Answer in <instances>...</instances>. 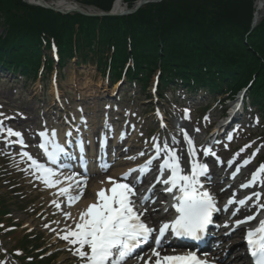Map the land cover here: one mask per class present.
I'll list each match as a JSON object with an SVG mask.
<instances>
[{"label": "trees", "instance_id": "trees-1", "mask_svg": "<svg viewBox=\"0 0 264 264\" xmlns=\"http://www.w3.org/2000/svg\"><path fill=\"white\" fill-rule=\"evenodd\" d=\"M50 1V0H47ZM110 12L115 0H75ZM139 0H124L133 9ZM257 0H163L125 16L63 15L24 0H0V66L29 81L49 77L57 47L61 71L77 58L96 63L111 82L125 74L143 91L159 75V92L179 84L208 94L235 93L250 85L254 106L264 118V15L254 27ZM131 64V65H130ZM126 70V72H125ZM0 199V224L12 226ZM17 246L29 264L40 259L28 235L17 234Z\"/></svg>", "mask_w": 264, "mask_h": 264}, {"label": "rangeland", "instance_id": "rangeland-1", "mask_svg": "<svg viewBox=\"0 0 264 264\" xmlns=\"http://www.w3.org/2000/svg\"><path fill=\"white\" fill-rule=\"evenodd\" d=\"M76 3L89 13H97L96 8L92 6ZM263 15L264 9L259 19H262ZM2 34L3 31L0 28V36ZM54 70H57L58 78L59 93L57 95L53 92L52 85H47L49 83L47 80L42 84L40 78L33 83L25 81L19 72L14 75L0 74V113L3 114L0 120H3L5 126L15 131L22 134L26 132L28 139L33 141L32 148L36 150L38 156L40 152L36 146L41 141L39 133L46 131L51 134L55 131L62 137L67 136L69 130L76 135L78 134L76 130H81L79 123L82 117H86L92 132L96 127L105 124V120L108 121L110 128L113 129L112 134L108 135L109 143L121 136L119 142L122 145L134 144L141 148L133 150L140 156L150 149L147 140L148 131L157 127L160 130L155 134V139L161 140L163 146L167 145L171 149L173 148L170 145L173 142L178 143L184 152L186 148L184 143L182 144L184 141L182 127L186 125V128L195 134L194 150L200 155L205 146V134L217 121L220 112L219 107L214 108L211 113H207L202 118V111L199 108L206 107L209 102L212 105L213 102L210 95H207L209 99L204 97L206 96L204 90L196 92L194 89H189L185 92L180 85L179 88L167 89L165 97L160 100L157 93H151V90L146 93L147 96L144 95L140 84L134 82L110 86L109 80L101 75L96 63L89 59L84 63L81 62L80 65L75 60L71 61L61 72L55 65ZM56 72L52 73V79ZM151 85V87L157 85V77ZM149 95L154 96V99L146 100ZM200 97H203V105ZM192 98L197 100L191 102ZM187 104L191 107H187ZM155 108H159L163 113L162 118L154 112ZM258 115V110L252 106L247 108L244 122L241 125L238 124L240 129L234 136L232 144L213 149L214 152L220 149L218 154L223 156L226 165L232 159L239 158L240 162L242 159L250 158L257 150L261 152L260 162H264V120ZM116 118H121V121H114ZM177 124L180 127H176ZM229 133L231 137L233 131ZM94 141H100L98 129L96 133L94 132ZM11 143L6 142L5 137H0V196L9 205L11 219L17 226L16 231L24 230L30 238L38 237L37 242L42 247L38 251L48 250V255L55 254L57 256L55 264H84L78 261L79 258L74 254L75 249H72V245L60 240L65 234L62 230L76 226L71 221L62 222L63 219H69L65 213L73 212L65 203H68L66 197L58 196L55 189L46 186L42 178L38 179L34 167L26 163L24 159H15L17 155H21V152L11 147ZM123 158L120 157L109 171H124L127 165L123 163ZM40 162L46 163L44 160ZM224 168L221 171L230 175V172ZM257 168L260 167L257 166V161H254V166L248 169L246 174L251 175L250 171ZM105 173L90 177H102ZM76 191L77 189L73 186L72 194L75 195ZM257 192L263 194L264 187ZM228 195L230 194L223 195L220 199L224 202ZM54 201L59 203L61 208H57ZM80 202L81 199L76 202V207ZM71 229L74 230L75 227ZM6 232H0V239H2L0 264H20L8 255L7 251L13 253L15 247H13L14 241ZM244 255V252L238 249L236 254L232 253L228 256L227 263L244 264L242 260L235 261L236 256Z\"/></svg>", "mask_w": 264, "mask_h": 264}, {"label": "snow or ice", "instance_id": "snow-or-ice-1", "mask_svg": "<svg viewBox=\"0 0 264 264\" xmlns=\"http://www.w3.org/2000/svg\"><path fill=\"white\" fill-rule=\"evenodd\" d=\"M2 115L0 113V116ZM39 135L41 137L39 147L44 150L51 163H57L61 155H69L66 148L54 139L56 137L55 131L51 134L45 131L39 133ZM68 135L70 136L71 133H68ZM0 137H5L6 142H13L10 138L16 137V142L26 147L23 134L5 126L3 120H0ZM188 144L191 150L190 154L194 158L189 174H184L179 163L180 158L176 152L168 149L167 145L164 146L167 159L161 165V169L169 170L170 176L167 179H162V182L170 185L167 189L169 192L177 188L179 190V194L174 197L177 202L173 205L176 213H178L176 218L171 223H163L158 230L149 226L142 219L147 210L140 212L136 209V201L132 199L136 195V190L133 185L126 182L128 175L126 174L121 178L125 182H117L109 177L108 182L113 187L102 189L96 194L98 202L91 204L80 214L79 223H76L74 230L71 228L62 230L65 234L61 236V239L75 247L74 254L84 261V264H126V261L133 256L137 248L149 243L152 246L148 259L144 260L143 256H136L144 264H206V261L198 259L193 251L182 255L162 254L167 243L164 237L169 230L177 238L199 241L209 225L213 223V214L218 211L214 197L208 191L202 190L204 185L201 177L207 179L208 165L200 164L195 159L194 144L190 138H188ZM49 145L51 150H49ZM154 147L157 154L155 158H158L161 147L159 144H154ZM206 151L215 155L210 148ZM23 156L31 161L37 173V178H42L46 186L56 187L64 181L70 182L67 187L60 189V194L66 197L69 207L83 198L88 183L86 168L83 176L74 172L62 180H57L55 177L60 173L54 168L39 163L27 152H24ZM248 162L250 161H246L245 164ZM150 165L151 160L148 161L147 166L150 168ZM131 171H142V169L130 170L129 174ZM262 174H264V165H261L257 172L253 173L249 184L243 185V187L255 186L257 178ZM73 182L77 189L75 195L72 194ZM107 192H110V195L106 194ZM254 195L259 197L261 194L254 193ZM251 198L248 197L239 201L233 198L229 203H238L244 206L247 199ZM54 203L57 208H61L59 203L55 201ZM65 216L70 218L71 214L65 213ZM253 219H255L254 216H249L244 220H238L236 226L239 227V225ZM225 227H228V225H225ZM153 233H155V237H153ZM246 244L254 264H264V220L259 222L256 229L247 231Z\"/></svg>", "mask_w": 264, "mask_h": 264}, {"label": "bare ground", "instance_id": "bare-ground-1", "mask_svg": "<svg viewBox=\"0 0 264 264\" xmlns=\"http://www.w3.org/2000/svg\"><path fill=\"white\" fill-rule=\"evenodd\" d=\"M61 7L62 8H67V7H69V5H67L65 3H62L61 4ZM123 7H124L123 6V0H116L115 6H114L115 11H119ZM262 10L263 9L259 7V9L257 10V13H256L257 14V18L260 16V12ZM189 134L192 135V136L194 135L193 132H189ZM11 138H12V140L14 141V143L16 145L20 144V143L16 142L17 141V138L16 137H11ZM55 140H57L58 142H60L61 141V138L58 137V138H55ZM49 150H51V146L50 145H49ZM175 152L179 156V158L181 159L182 163L185 165V163H187V158H186L184 152L182 150H180V149L176 150ZM163 153L166 156L165 151ZM234 161H236V160H234ZM234 161L232 163H234ZM230 164H228V165L230 166ZM63 166H66V164L58 163L57 166L56 165L53 166V168L58 173H60V175H58L57 177H55V179L62 180L64 177H66V176H64L66 174L61 175V172L63 171ZM106 176L111 177L113 180H116L117 182H121V178L124 177L122 174H120L118 172H115V173H107ZM60 178H62V179H60ZM96 178L99 179L98 177H96ZM96 178L93 177L90 180H87L89 182V185H88V190H86L84 192V195H83V199L84 200H82L80 202V204L78 205V207H71V209L73 210V212H72V214H71V216H70L69 219H65V220L63 219L62 220L63 223L66 222V221H71L72 223H75V224L76 223H79V216H80V214L83 211H85L91 204H94V203H97L98 202L97 201V195L96 194L100 190H102V189H110V188H108V185L105 182H103V183L102 182H98ZM226 180L231 181V183H232L231 186L236 185L238 183V180L237 179L232 180L230 177H228ZM96 181H97V183H96ZM93 182H95V183H93ZM69 183H70L69 181H64V183L58 184L56 187H52V188L56 190L58 196H62L60 194V189L63 188V187H67ZM217 184H218L217 181H212V185L213 186H215ZM259 184H261V186L264 185V180L262 182H259L258 185ZM89 188H91V190ZM224 193L225 192H223L222 195ZM106 194L110 195V192H107ZM132 199L136 201V204L141 202L139 195H137L136 197H132ZM229 199H231V197H229L228 200ZM160 201H161V199H158L155 202H158L159 203ZM152 204H154V202H152ZM254 205H256V204H251V205H248L247 207H245L241 211V214L243 215V214H247L248 212H250L252 209H254V207H255ZM154 207H155V204L152 205V206H149V211L147 212V214L145 215L144 218L146 219L147 222H151L152 223L151 224L152 226H157L158 225V221H159V217H160V213H159L160 211L155 210V209H154V211H151L152 208H154ZM244 234H245V231L244 230H238V231L232 233V235H239V237L244 236ZM60 240L61 241H65L63 239H60ZM228 240L226 242L220 244V246L217 248V251H221L224 248H225V250H227L229 248V246L232 244V241L231 240L228 241ZM65 242H67V241H65ZM229 243H231V244H229ZM236 251H237V248H235V249L232 248L231 249V252L229 253V255L232 254V253L236 254ZM171 253H172V251H170L169 249H164L162 251V254L163 255H168V254H171ZM150 254L151 253H149V252L146 253L143 256L144 257V260L148 259V257H149ZM227 256H228V254L226 256H220L219 257L217 255V252H213V253H211L209 255L208 260L206 261V264H210V261L213 262L215 260L222 259V257L226 260L227 259ZM130 258H133L134 259L133 263H131V264H144V262L142 260L137 259L136 256H132ZM235 258H236L235 261H238L239 262V261L242 260L244 263L246 262L244 259L240 258L239 256H236ZM128 262L129 261H127L126 264ZM246 264H247V262H246Z\"/></svg>", "mask_w": 264, "mask_h": 264}, {"label": "water", "instance_id": "water-1", "mask_svg": "<svg viewBox=\"0 0 264 264\" xmlns=\"http://www.w3.org/2000/svg\"><path fill=\"white\" fill-rule=\"evenodd\" d=\"M25 2H27L28 4H31V5H37V6H42L44 8H47V9H52L56 12H60V13H63V14H67V13H70V12H78L82 15H86V16H91V15H88L86 14L82 9L78 8V7H73V8H66V9H58V8H52L45 0H24ZM258 1V4H259V7L262 8L264 7V0H257ZM151 2H160V0H140L136 7L132 10H128V11H124L122 8L121 10L119 11H115L114 7L112 9V11L110 13H100L98 14V16H115V15H121V14H133V13H136L140 8H142L143 6L151 3ZM257 21H258V18L257 16H255L254 18V26L257 24Z\"/></svg>", "mask_w": 264, "mask_h": 264}]
</instances>
